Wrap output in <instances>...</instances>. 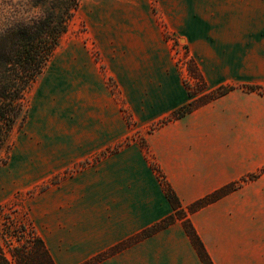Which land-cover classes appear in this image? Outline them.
Returning a JSON list of instances; mask_svg holds the SVG:
<instances>
[{
    "label": "crops",
    "instance_id": "0c3cea01",
    "mask_svg": "<svg viewBox=\"0 0 264 264\" xmlns=\"http://www.w3.org/2000/svg\"><path fill=\"white\" fill-rule=\"evenodd\" d=\"M92 4L89 41L141 128L196 98L169 58L165 29L184 40L196 63L205 90L197 97L231 90L147 133L145 145L113 150L132 130L123 106L92 48L71 43L56 59L67 33L41 74L56 59L29 132L37 137L66 103L71 112L62 118L60 145L40 161L62 170L88 163L50 186L31 212L56 264H86L173 215L155 167L184 210L264 169V0H158L165 25L149 0ZM189 218L213 264H264V172ZM96 264L204 263L177 220Z\"/></svg>",
    "mask_w": 264,
    "mask_h": 264
},
{
    "label": "trees",
    "instance_id": "16d2710c",
    "mask_svg": "<svg viewBox=\"0 0 264 264\" xmlns=\"http://www.w3.org/2000/svg\"><path fill=\"white\" fill-rule=\"evenodd\" d=\"M42 2L43 0H35L36 4ZM81 2L82 0H53L52 10L49 11L46 19L39 22L34 21L31 25L23 22L17 23L0 33V162L2 163L6 162L8 158L7 156L4 161L2 160L3 153L9 149V138L20 118L25 116L26 95L38 77L45 71L63 37L69 32L71 22L79 10ZM190 73L204 88L203 78L193 59L190 62ZM230 90L220 88L199 97H197L198 93L191 90L192 97L196 98L167 119L160 121L156 127L179 120L214 99L228 94ZM261 92L264 93V91ZM155 168L175 207V213L131 241L113 248L86 264H96L123 250L133 242L170 226L177 220L182 221L203 263L213 264L190 221L189 215L231 194L241 187L243 182L257 179L264 172L262 169L240 182L228 185L191 204L187 210H184L161 171L157 167ZM6 222L1 233L3 245H0V264H56L44 240L31 222L18 223L13 219H7Z\"/></svg>",
    "mask_w": 264,
    "mask_h": 264
},
{
    "label": "rangeland",
    "instance_id": "374dc122",
    "mask_svg": "<svg viewBox=\"0 0 264 264\" xmlns=\"http://www.w3.org/2000/svg\"><path fill=\"white\" fill-rule=\"evenodd\" d=\"M93 1L112 3L115 0H82L79 10L71 22L69 32L64 37L59 51L57 52L56 59L60 57L71 43L77 44L79 41L94 50L95 46L89 41L91 37L88 28L89 10L93 5ZM149 1L155 19L162 25H165L163 15L159 13L158 0ZM165 36L169 42V58L179 70L187 89H189V91L192 90L194 93H198V91L204 92L203 85L194 79L190 73V62L192 57L184 40L180 41L175 35L170 34L167 29H165ZM93 53L95 60L101 64L102 57L98 55L95 50ZM56 59L50 63L47 71L41 75L36 83L29 89L25 99V118H20L15 130L9 138V149L2 155L3 161L7 156L8 158L6 162H0V245H3L1 233L7 223V219H13L18 223L25 221L31 222V212L35 206V200L43 195L50 186L58 184L64 177L72 175L78 168L88 164L83 163L78 168L75 167L62 170L46 167V164L40 161L42 159L46 160L47 152L45 153L44 151L51 150L53 146H57L58 144L60 145L61 138L63 137L62 118L71 111H68V105L66 103L64 107H62V102L60 100L52 121L49 120L46 122L44 128L39 131L37 137L29 136L32 126L30 119L31 112L39 95L40 85L51 73ZM102 72L107 79L111 91L116 98L119 99L121 106H123L119 88H117L115 80L107 75L103 65ZM122 110L132 130L131 134L113 150H117L132 142H140L145 145L146 134L158 127L155 125L154 127L148 126L146 128H141L137 123H134L135 121L131 118V114L124 106ZM94 160H96V158ZM38 163H40L41 166H36ZM55 171L59 172L55 175H51Z\"/></svg>",
    "mask_w": 264,
    "mask_h": 264
},
{
    "label": "clouds",
    "instance_id": "9594fccd",
    "mask_svg": "<svg viewBox=\"0 0 264 264\" xmlns=\"http://www.w3.org/2000/svg\"><path fill=\"white\" fill-rule=\"evenodd\" d=\"M52 5L53 0H43L40 4L35 0H0V33L17 23L31 25L46 19Z\"/></svg>",
    "mask_w": 264,
    "mask_h": 264
}]
</instances>
